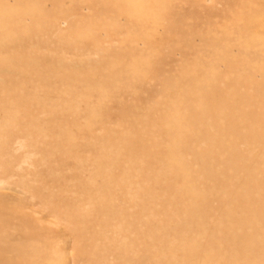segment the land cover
<instances>
[{
	"label": "rangeland",
	"instance_id": "1",
	"mask_svg": "<svg viewBox=\"0 0 264 264\" xmlns=\"http://www.w3.org/2000/svg\"><path fill=\"white\" fill-rule=\"evenodd\" d=\"M0 264H264V0H0Z\"/></svg>",
	"mask_w": 264,
	"mask_h": 264
},
{
	"label": "bare ground",
	"instance_id": "2",
	"mask_svg": "<svg viewBox=\"0 0 264 264\" xmlns=\"http://www.w3.org/2000/svg\"><path fill=\"white\" fill-rule=\"evenodd\" d=\"M20 168V167H19ZM42 223V222H41Z\"/></svg>",
	"mask_w": 264,
	"mask_h": 264
}]
</instances>
